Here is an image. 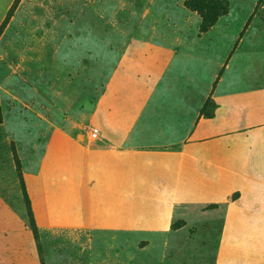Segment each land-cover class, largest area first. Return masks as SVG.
I'll list each match as a JSON object with an SVG mask.
<instances>
[{"label": "rangeland", "instance_id": "obj_1", "mask_svg": "<svg viewBox=\"0 0 264 264\" xmlns=\"http://www.w3.org/2000/svg\"><path fill=\"white\" fill-rule=\"evenodd\" d=\"M141 41L191 53L204 78L218 64L219 151L264 132V0H0V264L211 263L222 205L180 208L167 233L116 232L74 223L73 187H58L56 149L73 147L57 138L92 137L90 105Z\"/></svg>", "mask_w": 264, "mask_h": 264}, {"label": "crops", "instance_id": "obj_2", "mask_svg": "<svg viewBox=\"0 0 264 264\" xmlns=\"http://www.w3.org/2000/svg\"><path fill=\"white\" fill-rule=\"evenodd\" d=\"M177 51L147 41L124 51L90 105L95 135L83 143L57 138L73 147L56 149L58 187L69 200L73 187L74 223L116 232L167 233L180 208L222 205L210 264H264V167L252 165L264 132L243 155L236 131L226 138L229 151H219L218 137L208 138L220 132V110L200 113L207 97L217 103L218 64L204 78L192 70L196 57Z\"/></svg>", "mask_w": 264, "mask_h": 264}, {"label": "trees", "instance_id": "obj_3", "mask_svg": "<svg viewBox=\"0 0 264 264\" xmlns=\"http://www.w3.org/2000/svg\"><path fill=\"white\" fill-rule=\"evenodd\" d=\"M210 9L214 11L216 9L215 5L214 6H210ZM213 106H214L213 101L211 100L210 97H207L205 99L201 109H200V113L203 114L206 117H211L212 113L210 111H206V108L207 107L212 108ZM25 196H26V194H25ZM26 209H27V215L29 216V219H30L31 231H32L33 237L36 239L37 236H38V232H37V228H36V225L34 223V220H33L32 212H31V209H30V206H29V202H27V208Z\"/></svg>", "mask_w": 264, "mask_h": 264}, {"label": "built area", "instance_id": "obj_4", "mask_svg": "<svg viewBox=\"0 0 264 264\" xmlns=\"http://www.w3.org/2000/svg\"><path fill=\"white\" fill-rule=\"evenodd\" d=\"M95 135V133H92V136H94Z\"/></svg>", "mask_w": 264, "mask_h": 264}]
</instances>
